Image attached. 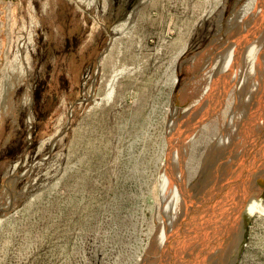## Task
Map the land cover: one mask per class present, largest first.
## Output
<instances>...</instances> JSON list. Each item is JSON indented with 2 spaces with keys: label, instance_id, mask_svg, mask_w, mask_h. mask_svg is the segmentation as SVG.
Masks as SVG:
<instances>
[{
  "label": "rangeland",
  "instance_id": "obj_1",
  "mask_svg": "<svg viewBox=\"0 0 264 264\" xmlns=\"http://www.w3.org/2000/svg\"><path fill=\"white\" fill-rule=\"evenodd\" d=\"M256 2L0 0V264L180 262L176 218L259 80ZM234 165L228 227L253 181ZM244 225L237 264H264V212Z\"/></svg>",
  "mask_w": 264,
  "mask_h": 264
},
{
  "label": "flooded vegetation",
  "instance_id": "obj_2",
  "mask_svg": "<svg viewBox=\"0 0 264 264\" xmlns=\"http://www.w3.org/2000/svg\"><path fill=\"white\" fill-rule=\"evenodd\" d=\"M255 18H256V31H257L256 41L259 43L258 45H260L258 47L259 49L257 48L259 52L256 51L257 52L256 59L257 61L260 60L258 62L261 63L264 69V63L262 64V62H264V59H263L264 53H262L264 49V41H263L264 40V35H263L264 34V0H257ZM260 53H262L263 56ZM262 92L263 91H261V93ZM250 102L251 103L253 102L252 103L253 105H251ZM247 104L248 106H246ZM242 105L244 106L243 108H242ZM256 105L257 103H255V101L253 100L252 101H249V100L242 101V98L240 97V100L236 104L234 113H233L234 115L233 130L234 131L232 130L230 134L232 135V137L233 136L235 137L233 138L229 137L231 140L230 139L229 141L227 140L228 142L226 143L227 145L231 146V150L228 152L229 154L219 153L217 155L216 160L214 161V165L217 171L215 175L214 188L212 189L213 191L210 194L211 197L207 199V198H204L205 195H202V197H200V199L196 201V206L198 207L197 208L198 210L196 211L197 214H192V216L189 217V215L185 214L186 212L185 210L184 211L185 216L183 219L181 218L180 221H177V218H176V222H175L176 242L175 244H177V248L179 250V252L177 251L178 253L177 259L180 260L178 264H195L194 262L198 260V258L199 259L201 258L202 260H207L206 258L209 259L210 255L212 254L215 255L218 253V249L220 248L219 242H221L220 236L222 238L224 237L223 235L227 234L225 231L229 225L227 224L229 222V217H228L229 214H227V212L230 207V200H232L230 199L231 197L230 192L227 188H228V185L233 182V177L230 180H229V177L227 178V170L229 167L233 168L235 166L234 165L235 163L237 164L238 167H240L241 164L245 163L246 166L249 167L248 172L251 173L253 176L255 175L258 165L261 164L262 162V160L257 159V157L261 156L260 144H262L264 140V129L260 132V134H258L257 131L259 128L258 126L260 124L261 117L258 116L259 115L258 107ZM246 107L247 109L249 107V112H247V114H244L245 113L244 108ZM255 107H257L256 108L257 111H255L256 110L254 109ZM243 115L244 116L246 115V118L248 117V120H249V123L247 125H244V128H246L245 131L243 130V127H242L243 126L242 124H245V121L243 122V118H244ZM241 129H242V132H241ZM262 148H264V146ZM211 152L212 151H210L209 154ZM192 187L189 190H191ZM231 198H234V197H231ZM183 220H184V223H183ZM181 224H183V229L180 230L179 225ZM221 228L224 230L222 231ZM226 236L222 238L223 242L220 243V245L227 241ZM194 248H196V250ZM212 248L214 249V252ZM197 252L198 254L199 253H202V254H199V255L196 254L195 256V253Z\"/></svg>",
  "mask_w": 264,
  "mask_h": 264
},
{
  "label": "bare ground",
  "instance_id": "obj_3",
  "mask_svg": "<svg viewBox=\"0 0 264 264\" xmlns=\"http://www.w3.org/2000/svg\"><path fill=\"white\" fill-rule=\"evenodd\" d=\"M261 20V19H260ZM249 21V20H248ZM244 24V26L246 25L245 23H243ZM260 31V30H259ZM261 32V31H260ZM260 34V33H259ZM264 35V34H263ZM262 37V36H261ZM259 41V40H258ZM264 41V40H263ZM256 45L259 47L260 45H258L259 43L256 41ZM263 47V46H262ZM259 49V48H258ZM261 50V49H260ZM256 51H258L257 49H256ZM259 52V51H258ZM261 52V51H260ZM262 53H264V49H263V51H262ZM262 53H260L262 56H263V54ZM256 54H257V52H256ZM255 54V55H256ZM259 57H261V56H259ZM256 58H257V56H256ZM254 59L253 60V62L250 64L251 65V67H249V65H248V69L250 68V70H251V72L252 71H254L255 73H257L256 75H259V80H257V82L253 85V86H251L250 85V83L248 82V84L247 85H250L251 87H252V92H253V95H250V96H253V97H250V101H255V103H257V107H258V113H261L260 111H262V109H264V107L262 106L263 105V99H264V79H263V77H264V69H263V67H262V65H261V63L260 62H258V61H260V60H258L257 61V59ZM263 58V57H262ZM264 59V58H263ZM262 61V60H261ZM264 62H262V64H263ZM247 69V70H248ZM244 71L246 70V69H243ZM250 70H248L249 72H250ZM249 72L247 73V74H249ZM254 72H252V73H254ZM254 73V74H255ZM245 74H246V72H245ZM246 74V75H247ZM251 74V73H250ZM243 75V74H242ZM253 75V74H252ZM249 76H251V75H249ZM248 76V77H249ZM243 77V76H242ZM245 77V76H244ZM243 77V78H244ZM247 77V76H246ZM253 77V76H252ZM257 77V76H256ZM217 78V77H216ZM242 78V79H243ZM254 78V77H253ZM258 78V77H257ZM256 78V79H257ZM255 79V78H254ZM244 80H245V82L244 83H246V78H244ZM251 80H252V78H251ZM241 81V80H240ZM249 81V80H248ZM256 81V80H255ZM254 82V81H253ZM241 83V82H240ZM244 86H246L245 84H244ZM243 86V87H244ZM247 87H249V86H247ZM251 87H249L248 89H251ZM245 90V93H246V87L244 88ZM247 89V90H248ZM263 89V90H262ZM243 90V89H242ZM263 91L262 93H261V91ZM238 92H240V91H238ZM243 91H241V93H242ZM248 92V91H247ZM251 92V93H252ZM249 93V92H248ZM240 95V94H239ZM242 95H244L243 93H242ZM248 95V94H247ZM246 95V96H247ZM249 95H248V98H249ZM241 96V95H240ZM259 97V98H258ZM243 98H247V97H245V96H243ZM257 98V99H256ZM244 100V99H243ZM244 103V102H243ZM253 103V102H252ZM251 102H250V104L251 105H253ZM255 105V104H254ZM246 106H248V104L246 105ZM260 106V107H259ZM244 106L242 105V108H243ZM257 107H255L254 109H256ZM245 109H247V107L246 108H244V111H245V113H244V111H243V113L244 114H247V112H249V107H248V109L247 110H245ZM251 109H252V107H251ZM250 109V110H251ZM260 110V111H259ZM255 111H257V109L255 110ZM264 111V110H263ZM252 112H253V110H252ZM251 112V113H252ZM263 114V113H262ZM254 115V114H253ZM252 115V116H253ZM258 115V114H257ZM246 116V115H245ZM249 116V115H248ZM258 116H260L261 117V114H259ZM257 116V117H258ZM256 117V118H257ZM246 118V117H245ZM255 118V117H254ZM259 119V118H258ZM261 121H260V124H259V128H261V130L263 129V125H261L264 121L262 120V119H260ZM259 121V120H258ZM247 122V121H246ZM239 125V124H238ZM240 128V127H239ZM232 130H233V128H232ZM234 131V130H233ZM238 131V130H237ZM232 132V131H231ZM230 132V133H231ZM236 132V131H235ZM234 135V134H233ZM229 137V136H228ZM233 137H235V136H233ZM232 137V135H230V138H233ZM229 138V139H230ZM226 139H227V136H226ZM225 139V140H226ZM229 139H227L228 141H229ZM224 140V139H223ZM222 140V141H223ZM231 140V139H230ZM227 141V142H228ZM219 142H221V140L219 141ZM226 142V143H227ZM263 143H264V141H263ZM262 143V144H263ZM228 145L226 144L225 146H223V148H221L219 145H218V147H214L215 149H218L217 151H215V153L216 152H218V151H223V149H228V150H226L225 151V153H227L231 148H228L227 147ZM215 153H213V155L212 156H215L214 154ZM224 153V152H223ZM229 154V153H228ZM229 156V155H228ZM206 166V165H205ZM206 169H207V167H205L203 170H205L206 171ZM195 186H196V189H194V190H197V188L199 187V185L198 184H195ZM193 190V191H194ZM246 190V189H245ZM244 190V191H245ZM198 191V190H197ZM195 192V195H197V193L198 192ZM190 193V192H189ZM191 193H193V192H191ZM191 193L187 196V199L186 198H184L185 200L184 201H182L183 203L182 204H184V202H186L185 204H187V202H188V204L190 203V201L191 200H189L190 198H192V196H191ZM190 197V198H189ZM242 197V196H241ZM194 198V197H193ZM195 199V198H194ZM239 204V206L241 207V205H242V203H243V198H240V200H239V202H238ZM187 204V205H188ZM186 205V206H187ZM240 209V208H239ZM246 209H247V212H249V213H253V212H255V211H260V212H264V207H263V205H262V202L261 201H259V200H257V199H253V200H251V201H249L248 202V204H247V206H246ZM183 218H184V215H183ZM233 219H234V217H233ZM184 221V220H183ZM225 221V220H224ZM184 223V222H183ZM231 223V222H230ZM229 223V224H230ZM233 223V222H232ZM228 224V223H227ZM183 225V224H182ZM182 225H181V227H182ZM239 225H238V223L237 222H235L234 224H232V225H230L225 231H226V235H223L224 237L226 236V238H227V241L226 242H224L223 244H221L220 245V243H222L223 241H222V238H224V237H222L221 238V236H220V240H221V242H219V241H217V242H219V246H220V248L218 249V253L217 254H215V255H210L209 256V259L210 260H208V258H207V260L210 262V264H227V262H228V259H227V252H228V247H229V245L230 244H233L237 239H238V230H239ZM222 229V228H221ZM224 229H222V231H223ZM225 231H224V233H225ZM220 232V231H219ZM216 233V232H215ZM217 234H219V233H217ZM221 234V233H220ZM215 235V234H214ZM211 236V235H210ZM225 238V239H226ZM199 240V239H198ZM212 240V239H211ZM211 240H210V242H211ZM218 240V239H217ZM209 241V240H208ZM216 241V240H215ZM198 242V241H197ZM214 242V241H213ZM213 242H212V244H213ZM199 243V242H198ZM203 243V242H202ZM206 243V242H205ZM209 243V242H208ZM201 244V243H200ZM204 245V244H203ZM195 249V248H194ZM213 249V248H212ZM178 252H179V250H178ZM199 252V251H198ZM198 252L197 253H195V256H196V254H198ZM213 252H214V249H213ZM199 254H202V253H199ZM198 254V255H199ZM209 254V253H208ZM176 255V254H175ZM198 258V257H197ZM199 259V258H198ZM201 258L198 260V261H200L201 262ZM206 260V261H207ZM203 262V261H202ZM204 262H205V260H204ZM206 263V262H205ZM199 264V263H198ZM201 264V263H200ZM206 264H208V263H206Z\"/></svg>",
  "mask_w": 264,
  "mask_h": 264
},
{
  "label": "water",
  "instance_id": "obj_4",
  "mask_svg": "<svg viewBox=\"0 0 264 264\" xmlns=\"http://www.w3.org/2000/svg\"><path fill=\"white\" fill-rule=\"evenodd\" d=\"M261 150L260 159L262 160L261 164L258 165L255 175H253L252 183L247 182L248 188L245 191H242L243 203L240 207L239 214L237 217V223L239 225L238 230V239L230 244L227 252V264H237L240 253H241V245L245 236V225H244V213L246 211V205L249 201L253 199H259L260 195L264 192V149ZM250 181V180H249ZM245 184V185H246Z\"/></svg>",
  "mask_w": 264,
  "mask_h": 264
}]
</instances>
